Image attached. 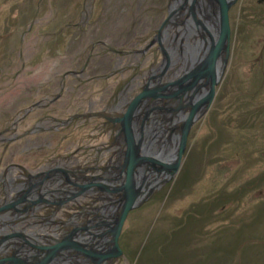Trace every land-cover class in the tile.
Here are the masks:
<instances>
[{
    "label": "rangeland",
    "instance_id": "obj_1",
    "mask_svg": "<svg viewBox=\"0 0 264 264\" xmlns=\"http://www.w3.org/2000/svg\"><path fill=\"white\" fill-rule=\"evenodd\" d=\"M166 8L167 0H0V208L8 170L25 186L23 169L43 163L96 166L94 147H110L114 131L86 114L131 77L140 92L161 55L155 47L133 52ZM228 19L229 56L214 100L191 127L178 172L127 214L122 255L109 264H264V2L237 0ZM178 67L161 82L180 75Z\"/></svg>",
    "mask_w": 264,
    "mask_h": 264
},
{
    "label": "flooded vegetation",
    "instance_id": "obj_2",
    "mask_svg": "<svg viewBox=\"0 0 264 264\" xmlns=\"http://www.w3.org/2000/svg\"><path fill=\"white\" fill-rule=\"evenodd\" d=\"M262 1L264 2V0ZM205 3L204 0H198V8L202 14L198 12L197 15H200L201 23H204L205 27L212 32L214 25L209 27L208 21H205V17L207 20L212 19V15L204 13L205 8L202 5ZM181 6H183L182 0H167L165 17H167L169 12L175 11V13L172 15L170 23L165 27L160 37L161 44L166 52L165 54L169 57V64L165 70L162 71L165 58L156 41L145 50L142 49L146 45L140 51L133 52L141 55L151 47H155L161 55L158 67L150 70L146 81L149 77L156 74H160L162 80L164 75L173 69H175V75H177L176 67L179 65L177 70L181 71L185 64L183 60L185 57L182 55L184 44L189 45L191 48L193 45L199 46L202 41L196 30L189 32L191 28H195L194 20L191 17L189 18L191 28L187 27L186 18L184 19L185 22L180 23L182 13H186V8L189 7L185 6L181 11ZM229 30H231L230 26ZM154 36L155 30L150 41ZM191 44L193 45L191 46ZM137 79L136 77H131L117 91L110 102L102 105L100 111L91 109V101L87 105L88 111L91 112L92 110L93 113L86 115L93 114L104 118L103 125H107L110 130L114 131L110 147H94V155L91 157L94 159L92 161L96 164L95 167L73 169L74 165L70 162L43 163L39 169H34L33 171H27L22 168L27 173V185L25 186L14 184L16 179L12 177L10 170L5 173L1 180L2 186L4 184L3 189L6 200L4 206L0 208V259L14 257L18 258V260L13 259L12 264H41L40 260L42 257L46 256L50 251L35 249L37 246L49 247L56 242L65 241L66 238H68V241H79L86 245L93 241H102L99 236L102 235L106 228V217L110 209L113 208L114 201L110 192L97 188L93 184H107L113 179L118 180L122 177L120 166L125 152L124 137L121 133V126L115 122V119L124 113L132 99L141 92L142 89L134 95V90L138 83H134V80ZM54 100L53 98L51 101L53 102ZM107 104L108 107L105 109ZM151 106H154V104H150L147 108L146 102L143 103L141 109L136 110V114L140 115L144 112L149 114L147 122L143 127V131L147 134L144 140L146 143L150 142L149 148L158 149L168 134L170 115L160 110L151 111V113L148 111ZM28 111L29 109L26 112L24 111V113ZM106 115H110L112 118L107 120ZM138 131L139 126L135 123V140L137 139L136 134L140 133ZM169 145L167 143L164 147L167 148ZM86 162H90V159H86ZM84 197L93 198L92 204L84 207V211H73L66 221H54V216L61 214L63 216L65 209H69L75 202L80 203L84 200ZM10 204L14 205L9 207ZM44 209L49 211L47 215L42 214L43 211L41 210ZM61 251L59 249L52 250L53 260H45L42 264H87L88 259L84 258V256L77 259L74 255V250ZM33 256H39V260L34 259L35 257ZM0 264L11 263L5 262Z\"/></svg>",
    "mask_w": 264,
    "mask_h": 264
},
{
    "label": "water",
    "instance_id": "obj_3",
    "mask_svg": "<svg viewBox=\"0 0 264 264\" xmlns=\"http://www.w3.org/2000/svg\"><path fill=\"white\" fill-rule=\"evenodd\" d=\"M204 1L206 3L201 4L205 8L204 13L212 15L211 20L214 24L212 32L201 23V17L197 15L198 12L202 14L198 8V0H182L181 11L185 6L189 7L186 8V13H182L180 23L185 22L186 18L187 27L191 28L189 24L191 17L195 28H191L189 32L196 30L198 36L202 38L199 46L191 44L193 46L190 48L189 45L184 44L182 55L185 57L183 59L185 64L182 73L164 83L161 82L160 74L149 77L141 92L132 99L124 113L115 119V122L121 126L124 137L125 152L120 166L122 177L118 180L113 179L108 184H93L110 192L114 201V206L110 209L105 222L106 228L99 236L102 241L97 240L86 245L79 241H68L66 238L65 241L56 242L49 247L37 246L35 249L50 251L40 262L53 260L52 250L59 249L62 250L61 252L74 250L77 259L82 256L88 259L87 264L111 263L122 255L118 238L127 214L137 208L160 184L168 181L178 172L189 131L210 108L229 56L228 10L236 0ZM174 13L175 11L169 12L155 30L154 38L142 49H147L156 41L165 58L162 71L167 68L169 57L165 54L160 37ZM145 102L147 108L150 104H154L149 112L160 110L170 115L168 134L158 149L149 148L150 142L146 143L144 140L147 134L143 131V127L149 114L147 112L136 114V110L141 109ZM135 123L139 126L138 132H140L139 135L136 134V140ZM167 143L170 145L166 148L164 145ZM123 190L125 196L120 195V191ZM14 204H10L9 207ZM33 257L39 260V256ZM13 259L18 260L8 257L0 259V263L12 264Z\"/></svg>",
    "mask_w": 264,
    "mask_h": 264
},
{
    "label": "bare ground",
    "instance_id": "obj_4",
    "mask_svg": "<svg viewBox=\"0 0 264 264\" xmlns=\"http://www.w3.org/2000/svg\"><path fill=\"white\" fill-rule=\"evenodd\" d=\"M205 21H208V23H209V27H212L214 24H213V22H212V20L211 19H209V20H207L206 19V17H205ZM201 38V37H200ZM202 39V38H201ZM196 40V39H195ZM108 184V183H107ZM84 188V187H83ZM124 195L125 194V191L123 190V192L122 191H120V195ZM125 196V195H124ZM108 216V215H107ZM107 218V217H106ZM107 221V220H106ZM43 262H41V264H42ZM78 264V263H77Z\"/></svg>",
    "mask_w": 264,
    "mask_h": 264
}]
</instances>
